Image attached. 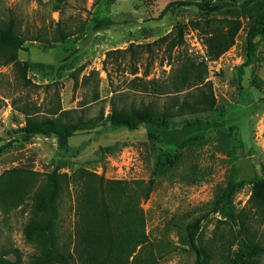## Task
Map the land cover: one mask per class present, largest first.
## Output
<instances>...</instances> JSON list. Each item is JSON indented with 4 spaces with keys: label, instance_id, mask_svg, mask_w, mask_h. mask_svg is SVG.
<instances>
[{
    "label": "rangeland",
    "instance_id": "rangeland-1",
    "mask_svg": "<svg viewBox=\"0 0 264 264\" xmlns=\"http://www.w3.org/2000/svg\"><path fill=\"white\" fill-rule=\"evenodd\" d=\"M6 7L19 17L23 34L49 39L59 24L69 37L50 45L24 44L18 57L28 64L33 87H22L12 66L0 63V148L4 146L0 174L19 167L39 173L58 168L68 174L86 168L108 179L148 180L156 173L153 191L142 207L160 264H195L185 226L209 212L229 186L220 212L206 218L196 231L203 233L204 243L215 238L219 251V235L227 234L228 227L218 230L216 221L244 207L253 185L264 179V42L256 39L251 57L246 42L251 27L264 26V0H0V17ZM208 18L242 23L235 44L215 61H208L205 36L190 25L182 47L168 52L170 39L159 42L172 35L176 24ZM131 44L133 50L124 59L110 58L104 64L108 51ZM186 58L206 64L215 98L212 111L174 118L166 126L154 117L133 131L112 129L102 120L69 138L67 150L59 149L54 138L20 139L22 110L49 116L81 109L86 118L101 112L106 118L116 90L128 94L119 105L154 102L161 107L168 97L155 90L170 81L172 71ZM92 71L98 75L81 85L83 76ZM144 82H149L146 89ZM28 211L23 207L0 213V254L16 250L20 264H30L39 252L22 235ZM60 215L63 241L73 231L71 198H63ZM222 252L210 264H227L229 258L246 262L250 249L239 236L230 251ZM5 259L10 264L16 261L14 253ZM255 259L264 264V256Z\"/></svg>",
    "mask_w": 264,
    "mask_h": 264
},
{
    "label": "trees",
    "instance_id": "trees-1",
    "mask_svg": "<svg viewBox=\"0 0 264 264\" xmlns=\"http://www.w3.org/2000/svg\"><path fill=\"white\" fill-rule=\"evenodd\" d=\"M36 1L41 3V0ZM20 23L13 9L6 7L4 15L0 17V63L11 65L22 87L30 88L35 84L27 76L28 64L18 57L24 44L28 41L46 45L62 43L69 35L57 24L52 38H41L37 34L29 36L28 32H21ZM189 25L205 36L208 61L217 60L229 50L235 44V38L242 27L238 19L190 21L187 24H176L172 35L160 38L159 42L170 39L166 48L168 52L182 47ZM256 39L264 42V26L251 27L247 32L250 57L256 53ZM133 47L131 44L124 50L108 51L104 64L110 58L115 62L124 59ZM190 59L186 58V63L172 71L170 81L155 90L160 96L168 97L161 107L154 102L119 105L118 102L127 98L128 94L116 90L109 99L110 109L106 118L103 112L86 118L81 109L54 111L49 116L31 115L22 110L25 123L18 131L20 139L29 141L35 136L54 138L59 149L67 150L69 138L77 132L96 127L102 120L108 122L112 129L126 128L133 131L141 125L149 124L154 117L160 118L162 125L166 126L168 120L174 118L212 111L215 98L211 82L207 80L206 64L204 60L195 62ZM136 73L135 68L133 74ZM147 74L146 71L144 76ZM94 75L98 73L92 71L83 76L81 85L90 84ZM71 77L77 83L78 79L73 73ZM148 83H143L144 89ZM191 90L195 93H191ZM93 99L96 101L98 96ZM3 149L4 146L0 151ZM156 178V173H153L148 180L108 179L86 168H78L71 174L60 172L58 168L46 173L21 167L11 168L0 174V213L8 214L23 207L29 208L22 235L39 250L30 264H160L161 257L156 254L154 244L146 232V216L142 207L150 198ZM229 188L218 195L209 212L185 226L190 244L188 251L195 253V264H210L217 255H222V251H230L239 236L243 237L250 249L247 261L229 258L227 264H256L255 258L264 256V179L253 185L244 207L234 214H227L231 216L225 220L216 221V229L228 227L227 234L222 232L224 235H219V251L214 246L215 238L204 243L203 233L196 234L206 218L220 212L221 204L230 192ZM64 197L71 198L73 202L74 223L71 235L62 241L60 206ZM10 253L16 257L12 264H20L21 259L16 250L2 251L0 264H10L5 259Z\"/></svg>",
    "mask_w": 264,
    "mask_h": 264
}]
</instances>
